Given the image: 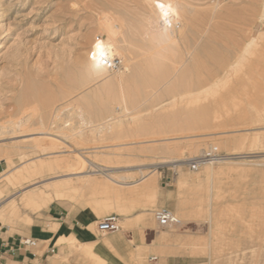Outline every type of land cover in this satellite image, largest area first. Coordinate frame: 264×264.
I'll list each match as a JSON object with an SVG mask.
<instances>
[{
	"label": "rangeland",
	"instance_id": "1",
	"mask_svg": "<svg viewBox=\"0 0 264 264\" xmlns=\"http://www.w3.org/2000/svg\"><path fill=\"white\" fill-rule=\"evenodd\" d=\"M187 2L194 7L191 19L199 31L191 78L195 83L202 82L204 92L209 94L198 95L200 98L195 100L197 95L191 97L179 107L167 106V111L164 108L160 112L143 113L135 122L126 119L122 127L117 124L108 133L95 130L89 131L95 132L89 135L87 131L84 133L87 138L81 140L84 143L78 139V144L64 137L36 134L37 121L42 116L49 125L56 108L64 109H61L64 119L71 114L65 108L78 98L73 97L77 94V70L88 40L107 37L99 27L102 16L112 14L139 22L148 12L147 0H0V125L11 121L10 118L17 122L24 108L28 107L32 113L26 109L28 116L21 127L0 129V188L4 192L0 206L15 200L18 208L15 214H8L13 223L0 229L23 234L33 225H50L49 211L58 204L67 209H83L86 205L98 219L111 214L121 218L140 209L143 212L140 223L161 236L166 234L169 239V246L151 252L160 258L157 264H165L168 256H184L188 264H264V138L259 144L254 142V130L259 134L264 128V0ZM252 37L257 39L246 54L248 60L238 64V73L231 70ZM248 64L256 73L252 74L251 86L244 82L243 76ZM228 71L232 78L226 82ZM216 81L224 82L213 86ZM245 88L248 93L243 91ZM231 90L235 100L238 99L235 102L234 98L226 97ZM230 119L233 124L228 122ZM50 132L59 134L56 129ZM55 138L63 141L56 142L57 147L50 144ZM36 141L43 147H37ZM130 143L136 144L127 145ZM214 147L221 156L236 154L238 165L213 177L205 174L204 166L198 172L191 171L186 161ZM77 153L89 159L107 160L115 169L112 176L118 180L128 178L121 179L123 186L110 184L114 188L110 189L112 193L120 192L122 200L132 197L127 210L123 203L105 204L109 198L119 197H113L111 191L85 194L82 199L66 193L40 209L21 203L22 194L30 188L42 191L44 197L55 196L53 182L64 174L59 170L15 185L7 182L6 176L15 175L32 161L56 158L71 161ZM215 167L225 168L227 164L215 163ZM67 169L65 173L73 172L74 168ZM140 170L147 177L140 182L139 196H135L139 185L133 184L142 179ZM90 178L102 184L109 182L102 174ZM77 179L78 176L73 177ZM149 182L152 187H146ZM163 207L184 221L182 226L170 230L159 228L153 212ZM179 238L188 241L176 240ZM47 244L44 243L45 247ZM86 252L89 257L85 260L89 264H105L91 253V248ZM145 262L149 264L148 259Z\"/></svg>",
	"mask_w": 264,
	"mask_h": 264
},
{
	"label": "bare ground",
	"instance_id": "2",
	"mask_svg": "<svg viewBox=\"0 0 264 264\" xmlns=\"http://www.w3.org/2000/svg\"><path fill=\"white\" fill-rule=\"evenodd\" d=\"M187 1L147 0L148 12L142 19H140L139 22L127 20L120 16L116 17L112 14H104L100 19L99 27L107 37H95L88 40L89 42L87 51L85 53L84 59L79 62L77 70L79 76L78 83L75 77L77 89L73 88L74 90H77V94L73 97L78 98L74 100L72 104H69V106L66 107L67 109L65 108V110H70L71 114L66 119H64V117L61 116L62 108H56L55 110L53 109L52 117L49 119V125L46 124L42 116L39 119L36 118L38 119L37 123L40 127L37 128L39 132L36 134L41 136L50 135L56 138L64 137L74 142H78L77 140L80 139V142H83L81 140L87 131V134L89 135L91 133H95H89V131L95 130L104 132L106 131V133H108L109 131L115 129L117 124L119 127H122L124 125L123 122L126 119H129L130 122H135V120L141 117L143 113L148 114L152 112H160L167 106V108H169L170 106L174 107L179 104L181 105L186 101L189 102L191 97H195L197 95V98H192L195 100L200 98V96L198 98V95L207 93V91L204 92L205 86L204 84H201L202 82L195 83L191 78V63L194 61V54L198 47L199 38H197V33H199V31H196V28H194L193 25L195 22H193V19H191L194 12V7ZM158 4H163L165 6V11L168 12L167 17L164 16L161 9L157 6ZM256 39V37H252L251 40L247 42L246 46L241 51L243 53H240L241 55L237 59L238 61L236 60V63L231 70L235 69L236 71L240 62L248 60L246 59V54L251 52L250 49L255 44ZM97 44L101 45L102 47L104 53L103 58L100 57L99 51L96 47ZM94 55L97 57L95 60L93 59ZM116 58L120 59L121 67L114 72L110 68V63ZM251 68L252 67L248 64V70L243 75L244 82L249 85L252 84V74L253 72L255 73V71H252ZM234 75L236 74L234 73ZM231 76L232 74H227V77L225 78L226 82L229 78H232ZM221 81H216L213 86L218 85V82L223 84L225 80L223 82ZM245 86L246 85H244V87ZM250 86L247 87L249 88V91H251ZM213 90L215 89L213 88ZM232 90L231 92L229 91V94H227L226 97L232 99L234 98L233 101L235 102L238 99L235 100L236 95H234ZM244 90L247 92L246 88L243 89V91ZM217 91L218 88H216V93ZM67 93L69 94V92ZM75 93L73 92V94ZM247 93L243 94L248 95ZM207 94H209V92ZM220 94L219 96H221ZM216 96L218 97V94ZM114 104H118L117 107H113ZM27 108H24L25 110L21 112V116H18L19 118L16 116L18 119L17 122L13 121L14 118H10L8 120L11 121H7L5 123L1 122L2 124L0 125V129H8L15 125L21 127L24 123L23 121H25L26 117L28 116V111L30 112V110ZM184 110H186V108ZM33 112L35 115L37 114L35 111ZM175 113L172 115L173 118ZM38 116L39 115H37V117ZM102 117H104L102 120L96 119ZM239 119H241L240 116L237 120L238 124L241 123ZM228 122L233 124V120L231 119L228 120ZM37 123L35 122V124ZM4 124L7 125L3 126ZM27 129L28 128H25V130ZM55 129L59 134L54 135L50 132ZM261 130L263 133L259 134H256L258 131L254 130L255 144H259L261 138H264V128ZM32 131L34 132V130ZM27 132H29V130ZM10 135H12V133ZM88 137L90 138V136ZM56 138L52 139L51 143L48 141L50 144L55 145L54 147H57L58 145L56 142H61ZM89 138L87 139V142ZM40 143V141H36L34 144H36L37 147H43ZM134 144L136 143H130L127 145ZM76 148L78 149V147ZM43 150L46 151L47 149L45 148ZM71 158L73 159V161L71 159L73 163L69 161V158V160L56 158L53 161H32L31 165L23 168L15 175L11 177L6 176L7 182L11 185H15L20 183L22 180L41 176L45 172L51 174L55 170H59L64 173L59 179H56L53 182L52 186L55 190V196L44 197L42 191L33 190L34 188H30L22 194L21 203L24 206L40 209L44 206H48L51 202L57 199V197H61L66 193L71 194L70 196L76 199H82L85 194H91L90 196H92L93 193L98 191L108 194L111 191L110 189H114L111 185L123 186L124 184L122 182L124 181H121V179H128L127 177H123L118 180L112 176L111 173L114 167L110 166V162L107 160L101 161L99 159H89L82 153H77ZM236 158V154H227L225 156L222 155L220 160H218L216 163H226L227 167L225 168H216L215 163H206L204 165L205 174L208 177H213L216 174H220L226 170H229L233 166L238 165V163L235 162ZM175 162L178 161H167L164 163ZM67 167H73V172L65 173L68 170ZM129 167L130 166H126L124 168L129 169ZM87 168H89V171H87ZM140 171L143 176L141 180L134 182L133 185L135 186H137L140 182L146 181L147 176L142 170ZM82 173H87V175L82 176ZM94 174L104 175L109 182L102 184L97 182L96 179L94 180L90 178V175ZM74 176H78V179L73 180ZM181 179H183V176ZM151 185L152 183L149 182L147 183L146 187H150ZM116 192L117 191H113V194L111 191L113 197H119L115 199L109 198L108 201L106 200L105 204L107 206L121 205L123 201L121 198L122 194L120 195V192ZM130 194H132V192ZM3 195L4 192L2 188H0V198H2ZM89 203L91 202H88L87 204L89 205ZM123 205L125 206V204ZM17 210L18 208L16 206L15 200H11L8 202V204L0 206V226L9 227V225L13 223V220L8 216V214H15ZM181 222L183 223L184 221L181 220ZM181 240L188 241L185 238H182ZM168 242L169 239L167 238L166 234H164L160 240L161 246L159 247L161 248L164 245L169 244Z\"/></svg>",
	"mask_w": 264,
	"mask_h": 264
},
{
	"label": "crops",
	"instance_id": "3",
	"mask_svg": "<svg viewBox=\"0 0 264 264\" xmlns=\"http://www.w3.org/2000/svg\"><path fill=\"white\" fill-rule=\"evenodd\" d=\"M138 185L135 196L140 194ZM131 198L123 199L125 210ZM142 214L139 209L123 216L120 221L126 227L121 231L100 234L96 227L100 219L90 208L67 209L58 204L49 211L50 225H33L23 234L0 229V264H89L85 260L88 248L105 264H145V259L156 264L160 258L152 261L151 252L160 248L162 236L140 223ZM24 237L36 239L39 247L25 249L21 245ZM44 243H48L46 247ZM165 264L188 263L184 256H168Z\"/></svg>",
	"mask_w": 264,
	"mask_h": 264
},
{
	"label": "built area",
	"instance_id": "4",
	"mask_svg": "<svg viewBox=\"0 0 264 264\" xmlns=\"http://www.w3.org/2000/svg\"><path fill=\"white\" fill-rule=\"evenodd\" d=\"M121 67L120 59L116 58L110 63V68L113 71H117ZM221 154L218 152L216 147L212 148L210 151L205 152L203 155L196 157L195 159H189L186 164L189 166L190 170L193 172H198L206 163H216L221 158ZM154 219L157 226L163 230L175 229L182 226L181 220L177 215L168 208H159L153 212ZM97 231L102 234L115 233L122 230L120 223V217L116 214H111L103 217L97 223ZM21 245L25 249H35L39 247V242L31 237H24L21 240ZM53 252V249H52ZM152 261H156L157 257H150ZM157 264V263H156Z\"/></svg>",
	"mask_w": 264,
	"mask_h": 264
},
{
	"label": "snow or ice",
	"instance_id": "5",
	"mask_svg": "<svg viewBox=\"0 0 264 264\" xmlns=\"http://www.w3.org/2000/svg\"><path fill=\"white\" fill-rule=\"evenodd\" d=\"M157 6L161 9V11L163 12L164 16L167 17L168 12L165 11V6L163 4H158ZM96 47H97V50L99 51L100 57L103 58L104 53H103L101 45L97 44ZM93 59L95 60V59H97V57L94 55Z\"/></svg>",
	"mask_w": 264,
	"mask_h": 264
}]
</instances>
